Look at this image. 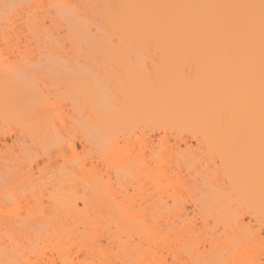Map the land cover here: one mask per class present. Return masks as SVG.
Instances as JSON below:
<instances>
[{"label": "bare ground", "instance_id": "1", "mask_svg": "<svg viewBox=\"0 0 264 264\" xmlns=\"http://www.w3.org/2000/svg\"><path fill=\"white\" fill-rule=\"evenodd\" d=\"M14 3L17 5H13ZM23 3H26L27 6ZM19 8L21 11L24 10L23 13L26 14L20 17L23 13L19 12ZM13 9L16 13L17 11L20 13L18 19L21 20L20 24H22L19 25L23 26V30H21L23 38L18 34L20 28H17L15 23L17 19L13 22L15 19ZM4 10L8 11L5 16H3ZM43 14L47 15L51 24L46 25L40 18V15ZM3 19L8 28L13 27L11 33L14 36L11 37L10 32H4V28L0 24V33L2 34L0 40L7 47H11V51L16 50L17 52L18 50L21 52L22 42L83 43L87 47V54L99 55L104 60L106 59V62H113L122 69L125 68L128 70L125 75L132 71L139 75L138 77L134 75L136 76L134 79L127 75L130 81L124 76V81L119 84V87L122 86V89L125 90L123 91L125 94L128 90L127 97L129 96L127 104L121 105V102H118V104L120 103V108L117 107L118 110L123 109L121 113L115 109L114 103L110 104L112 101H108L107 95H103L104 98L98 95L96 101L98 103L101 100L102 105L101 103L98 104L102 106L100 107L103 113L98 114L100 108L98 105L96 107L95 103L93 106L94 101H92L96 96V93L93 94L96 89L94 86L97 87V91H95L97 94H104L101 87L104 83L101 84L97 81L98 79H94L97 82L93 81L92 85H95L93 88L88 85V88H91L88 89L86 87L87 82H89L90 71L84 69V71L76 74L74 69L70 65L68 66L69 62L64 64L65 68L63 67L64 73L62 74L65 75L64 81L68 85L70 91L68 94L71 96L68 97L66 93H63L65 94L63 99L75 101L77 96L83 103H91L90 111L94 108L91 111L92 116L90 114V117L86 114L85 116L81 112L79 117L82 118L81 115H83V118L87 119L88 117L90 121L95 119L93 123L87 119L88 125L79 120L80 124L87 126V128L86 126L82 128L86 140L92 139L91 134L90 136L88 134L89 131L91 133L90 128L98 127V124L104 123L102 120L107 117L110 118L109 124L108 120H105L107 121V123L105 122L106 126L108 129L110 128L111 136L115 134V141L117 142L114 140L113 142L117 144L120 150L121 138L123 137L122 139L126 141L123 143L125 145L122 147V153L129 152L128 150L132 146L130 148L126 146L130 144H128V139H133V136L134 138L139 137L138 133H141L142 136H149L155 131H163L167 135V132L176 130L178 131L177 137L183 142H186L181 134L183 130L198 135L199 142L205 145V147L202 146V155L207 154L213 160L216 157L217 159L220 158L226 173H224V180L220 179L221 182L218 173L206 167L203 171L192 170L194 173L192 175L195 176L197 173V177L193 178L201 179L202 183L210 185L211 191L213 188L214 191H217V189L215 190L218 187H215L216 183L227 181L234 189L236 196H239L234 199L224 197L219 192L222 188L220 183L221 188L218 193L213 191L210 194V191L205 203L199 205L203 216H239L240 221H243L240 216L246 214L264 217V0H0V20ZM19 52L18 54H21ZM155 56L158 62H154V73L153 70L148 72L149 67H147L145 60L148 57L155 59ZM11 58L7 62L3 60L4 56L2 60L0 59V264H94L92 258H96L100 264H116L112 263L113 260L125 264L126 255L139 264H148V255L151 254L152 248L149 250V245L146 246L145 243H149V237L140 230L137 231L138 236H135L130 229L133 225H139L145 228L148 233L153 234L154 232H151L149 228L159 230V227L151 226L142 218L143 215L137 217V212H134L136 208L132 207L136 200L128 202V197L127 203H123L125 200L121 201L122 198L119 197L120 200L116 198L115 200V189L113 188L114 193H107L111 197L110 200L114 199L111 200L113 202L110 205H106L109 216L94 219L85 213L86 216L84 214L82 216L86 220H83L84 218L81 217L76 218L83 211L79 208V202H82L84 208H88L90 201L84 197L75 198L73 196L69 173L67 174L62 169H58L61 170L58 171L60 173L48 172L46 168H43L46 172H42V168L38 166L36 161V166L34 164L27 166L26 176L32 177L38 172L40 173L38 175L44 173L46 179L43 177L42 180L45 179L44 184L46 186L39 182L38 184L34 182V184L32 181L30 182L33 184L30 185L29 178H25L23 173L26 171V164H21L23 159L20 154L10 152L6 139L16 134L13 128H9L12 115L25 106L23 105L25 98L22 97L23 93L17 91L18 86L22 83L20 84L21 86L24 85L22 88L25 90L27 87L29 88L31 85L28 82H32L30 78L32 79L34 74L31 71L33 68L28 70L29 68L23 69L24 67L14 66L16 61ZM70 59L72 62V58ZM28 61L30 60L28 59ZM12 64L14 65L12 66ZM30 65L32 66V63ZM103 65L106 66V63ZM63 68L56 73L63 72ZM31 73L33 75H30ZM139 73L144 76L140 77L141 74ZM137 78L141 81H137L139 83L136 84ZM130 82H135L136 85ZM110 84L113 83L110 82ZM26 85L27 87H25ZM116 86L118 85L116 84ZM35 87L38 88V85L33 86V88L30 87L28 89L30 92L27 93H30L29 95L38 93ZM104 88L106 90V87ZM29 95L27 100L28 104H31L28 105L30 112L33 111L36 117H48L51 112L47 121L50 122V126L56 122L54 115L57 111H53L55 109L53 107V105L55 106L54 101L51 102L49 97H45L44 99L47 98L45 101L44 99L32 101L35 94L33 98L30 97L31 99ZM107 98L108 104L105 102ZM112 106L115 110L114 113ZM108 112L112 113L108 114ZM52 113H54L53 116ZM63 116H60L61 118L59 117L58 120L63 119ZM52 117L55 119L51 123L49 120ZM53 126L54 124L51 127L52 133L48 137L54 139L55 136L59 137V135L55 134L57 130L53 131ZM87 129L89 130L84 132ZM45 131L46 128L43 132ZM40 133L42 134V132ZM44 134L47 136L46 133ZM142 136L138 140L140 143L144 140L141 139ZM88 137L91 138L88 139ZM18 140L19 137L16 136V141ZM162 140L163 147L165 145L164 140L167 138H162ZM152 141L150 140V143L142 142L139 144L143 146L140 149L149 148L148 150H151L150 152L156 156L153 152L158 153V151H153L152 144L157 146L158 142L152 143ZM115 144L112 143L113 146H116ZM112 145L110 149H113ZM69 147L71 152L76 154L77 148L73 141L69 142ZM179 148V145L176 146V149L173 148L174 152H177L176 150ZM114 149L117 153L115 154L114 151L115 157L122 154L117 151L116 147ZM162 149L167 151L166 147ZM126 152V155L122 154V158L119 156L122 162L129 161L130 155L133 158L130 157L129 162L139 157H134V154L130 153L127 155ZM60 153L63 154L62 151ZM163 153L165 151H162ZM162 154L160 152L159 157ZM149 155L151 154L149 153ZM197 155L191 152L184 156L182 161L177 157L178 162L174 166L171 162H169L170 164L167 163L174 169H170V166L168 168L174 170V173H178L177 169L180 172L184 165L190 163L189 161L192 160L195 164L197 161L194 162V160L198 159ZM144 156L142 155V157ZM154 156L151 155L150 158ZM32 160L33 158H31ZM117 160L119 162V159ZM137 161H140V158ZM85 163V161L79 163L84 170L87 167ZM130 164L132 165V163ZM144 164L149 171L151 167L146 163ZM161 164L158 167L153 165L155 168H151L153 173L150 171L152 173L150 174L154 175V171H156L155 177L148 175L149 172L146 169L144 171V168L142 173L144 172L143 174L152 180L155 178L156 182L160 180L158 183H161V177H168L166 176L168 172L165 171L168 168L159 169ZM194 164L193 167L196 166ZM125 168L122 169L128 175L133 174L137 169L141 174L142 168L139 169V166L135 170L132 168L134 170L132 172H130L131 167H129L130 170ZM86 170L89 174L88 167ZM221 170L223 171V168ZM174 173L172 175L177 177V174L174 175ZM195 179L194 181H196ZM176 180H179V177ZM164 181L162 182L163 186ZM166 181L168 180L166 179ZM19 182H22L23 190L19 187ZM26 183L30 185L28 188L30 193ZM35 185L37 188L39 187L38 190ZM161 188L163 187L161 186ZM25 189L28 193H24ZM125 190L127 191L126 188ZM160 197L158 198L160 199ZM42 199H46L48 203H43ZM178 200H174L175 207L170 209L168 202L163 200L162 203L160 199V205L157 204L156 209L154 208L156 212L154 210H150V212L163 216H182L181 212L184 210V205ZM23 203L26 204V207ZM20 205L22 206L20 207ZM152 205L149 206L152 207ZM24 208L26 209L25 214L20 215L19 213H22ZM88 209L84 210L88 211ZM15 210L21 211L16 213ZM148 211L147 209L144 212ZM126 218L130 219L126 220ZM236 218L237 225L241 227L240 224L243 222ZM78 221L86 223L85 225L90 224L91 227L95 228L100 226L106 242L84 241L78 245V250L74 253L75 249H72L73 245H70L71 239L69 238L72 234L73 223ZM167 223L170 222L167 221ZM173 233H186L193 236L196 234V230L189 227L185 230H174ZM250 234L254 235L253 239L258 238L254 230ZM64 240L69 244L66 245ZM243 240L244 238H235L230 241L229 249L225 252V247L216 246L215 243L211 246L212 249L214 248V254L210 257L200 251L197 243L195 245L196 251L190 253L189 259L195 261V264H228L229 259L238 260L234 257V253L242 248ZM186 245V242L181 243L183 249L189 248V245ZM84 248H86L85 257L80 258L79 252ZM48 249L49 251H47ZM182 259L173 256L172 264L182 263ZM163 260L168 264L166 258Z\"/></svg>", "mask_w": 264, "mask_h": 264}, {"label": "rangeland", "instance_id": "2", "mask_svg": "<svg viewBox=\"0 0 264 264\" xmlns=\"http://www.w3.org/2000/svg\"><path fill=\"white\" fill-rule=\"evenodd\" d=\"M13 5H17V4L14 3ZM20 5L21 6H23V5L27 6L26 3H23V5L22 4H20ZM20 5H18V7H21ZM14 9H13V12H15ZM4 12L5 13L3 14V16H5L8 11L4 10ZM19 12L23 13L24 10L21 11L19 8ZM17 13H18V11H17ZM17 13L15 12V16H14L15 19H13V22H14V20L17 19V21H15V23L17 24V28H20L18 34H19V36H21L23 38L22 33H21V30H23V26H20L22 24H20L21 20H19L18 18H20L21 16H23L26 13L21 14L20 17H19L20 13H18V14ZM16 14L18 17L16 16ZM40 18L45 22L46 25L51 24L47 15H44V14L40 15ZM0 24L3 26L4 32H10L9 35L11 37L14 36V34L11 33V31H12L11 29L13 27L10 26V28H8L7 24L4 23V19L2 21L0 20ZM1 36H2V34L0 33V38H1ZM21 46H22L21 52H19L18 50H17V52H16V50L11 51V47H9V46L7 47L4 44V42L2 40H0V55L2 57L4 56L3 60L7 62L11 58L9 56H14L15 58L12 57L11 59L15 60L16 63H15V65L12 64V66L14 65V66L24 67L23 69L29 68L28 70H31L33 68L31 71L33 72L34 75L32 73L30 74V75H33V78L32 79L30 78V80L32 82H28V84L31 85L30 87H32V88H33V86L38 85V88L42 89V90H39L37 87H35V89L37 88L38 93H36L34 90V92H35L34 93L35 95L33 94L34 98L37 97V99H34L32 94L29 95L30 93H27V92H30L28 90V89H30V87L28 88L26 85L25 86V87H27L26 88L27 91H26L25 88H22L24 85L21 86L20 84H22V83L19 84L20 87L18 86L17 91H19L21 94L23 93L22 97L24 96L23 98H25V100H26V101L24 100L25 103H23V105H25V106H23L24 108L22 107L17 113H14V115H12L13 117L11 116L12 120H10L11 126L9 128H13L16 131V134H14V135H12L6 139V141L9 144L10 152L20 154V157L23 159V163H21V164H23V165L26 164L25 165L26 166V171H25L26 173L23 171L24 172L23 174H25L24 175L25 178L27 177L26 176L27 175V166L30 164L35 165L36 161L38 162V166L42 168V172H46V170H44L46 168L48 170V172L53 171V172L57 173L58 171H61L58 169H62L63 171H66L67 174L69 173L70 184H71L73 196H75V198L76 197L77 198L78 197H81V198L84 197L86 199H89V201H90L88 204L89 209L87 207L84 208V205L82 204V202H79V208L81 209V211L83 209V211L81 212V214L79 212L80 215L78 214L79 216H76V218L81 217V218H84L83 220H86V218L84 216H82L83 214L85 215V213L87 216H91L94 219L95 218H101V216L108 217L109 216L108 215L109 210L108 211L106 210L107 209L106 205H108V204L110 205L113 202V201L111 202V200H114L115 198L118 200H120L122 198L121 201L124 199L125 201L123 203H127V200H126L127 197H128V202L136 200V201H134L136 203L135 204L133 203L134 205L132 204V207L134 209L136 208V210H134V212H137L136 213V214H138L137 217L138 216L140 217L143 215L142 218L147 223L149 222L151 226L159 227V230L149 228V230L151 232H154L153 234L148 233L145 228H143L139 225H137V226L133 225V227L130 229L131 233L134 234L135 236H138L137 231L140 230L141 232H143L144 234H146L149 237V240H148L149 243H145L146 246L149 245V250H151V248H152L151 254L149 253V255H148V264H166V262L163 260L165 258L167 259L168 264H172V257L173 256H178V257L183 258L182 259L183 261H181L182 263L177 262L175 264H195V261H191L189 259V255H190V253H192V252L194 253L196 251L195 245L197 243L199 244L200 251L204 252L205 254H208L210 257L212 254H214V250H213L214 248L213 249L211 248L212 245H214L216 243L215 244L216 246L225 247L226 248L224 250V252H225L226 250L229 249L230 241H233L235 238H244V240L242 241L243 245H242V248L236 250L234 253L235 254L234 257L238 258V260L237 259H235V260L229 259L228 264H264V217L263 216H249L246 214L245 216H240V218L241 217L243 218V221H240L239 216H236L237 218L235 216H203L199 205L202 203H205V200H206L208 194L210 193V191L212 189L211 188H210L211 190L209 189L210 185L202 183L203 181L201 182V179L196 180L195 178H193V177H197L196 176L197 173H195V176L192 175V174H194V173H192L193 172L192 170L198 169L200 171L201 170L203 171L206 167H209L210 170H214L216 173H218V175L220 177L219 180L220 179L224 180L223 178L225 175L224 173H226V170L224 169L225 168L224 165H222L223 163L221 164V162H220L221 160H219L220 159L219 157H218L219 159H217V157H216L213 160L212 157H210L207 154L202 155V151H203L202 146L205 147V145L202 142H199V140L197 138L198 135H195V134H192L186 130L185 131L183 130L184 132L182 131L181 134H182L183 138L186 139V142L185 141L183 142V141L179 140V137H177L178 131H176V130H172V132H167V135L163 131H161V132L155 131L154 133H150L149 136L148 135L142 136L141 133H138L139 137H137V135H136L137 138H134V136H133V139L132 138L128 139V141H129L128 144L129 143L130 144L126 145V146H128L129 148L131 146L132 147L128 150L129 152H126V151L125 152L128 153L127 155H129V153H130V154H134V157L135 156L136 157L139 156V157H138V159L136 158V160L132 159V161L134 160V163H133L132 161L129 162L131 160V158H133L130 155L131 158L129 157V161L128 160L123 161L126 163V165H125V163L122 162V159H120L123 157L122 154L126 155L125 152L124 153L121 152V150L123 151L122 147L125 145V144L123 145V143H125L126 141L124 139H122L123 137L121 138V136H120V138H121L120 144H122L121 150L117 147V144H115L113 142V140L114 141L116 140V138L114 136L115 134H112V136H111V133L109 132L110 128L108 129V127L106 126L107 121H105V120H108V124H109V118L110 117L109 118L105 117L106 119L102 120V121H104V123L100 122V124H98L99 128L95 127L96 126V124H95L94 125L95 131H94L93 127L90 128L91 133H89L90 132L89 131L88 134H89V136L91 134L92 139H90L91 137H88V139H90L91 141L86 140V138L83 135L84 129L82 130V128H85L86 125L84 126V124H80L79 122L82 120V123H85V124L89 123V122H86L88 117H87V119L83 118V115H81L83 119L79 118V117H80L81 112L84 113V115L86 114L89 116V114H90L92 116L91 111L94 108L91 109V111H90V107L92 108V105H90L91 103H83V101L81 99L77 98V96H76L75 101H73L71 99L69 101H67V98L66 99L64 98L65 100L63 99V97L65 95L63 93H66L68 95V97L71 96V94H68V93H70L68 85L64 81L65 75L63 76V74H62V73H64V68H65L64 64L66 65V62H69L68 66L70 65L74 69L76 74H79V72L84 71V69L86 71H87V69H88V71H90V74H89L90 77H88L89 78L88 80L90 83L87 82L86 88H88L90 85H91L90 87L93 88V86L95 85V84L92 85L93 81L101 82V84L104 83V84H102V86L100 85L103 88L102 93H104V94H97V92H95V91H97L96 85L94 86V88H96V89L95 90L93 89L94 90L93 94L96 93L95 94L96 96H95L94 100H92V101H94L93 106L96 105V107L99 106V108H100V110L98 111L99 112L98 114L102 113L101 100H100V102L98 101V103H101V105L98 104L96 101V97L98 95H101L103 98H104L103 95H107L106 97H108L109 100H108V98L106 100L104 99L105 102L107 103V100L109 102L112 101L110 104L114 103L113 105H116L115 109H117V110H118L117 107L120 106L119 105L120 103L118 104V102H121V105L127 104V98L129 97V96L127 97L128 90H127V94H125V92H123L125 90L122 89V86L120 88L119 84L122 83L121 81H124L123 80L124 76H125V78H127L128 77L127 75H129V78H133V79H134V77L136 78V76L138 77L139 75H136L135 74L136 72L132 71L131 72L132 74L131 73L128 74V72H127L125 75V72L128 71L125 68L122 69L121 67L117 66L113 62L112 63L106 62L105 61L106 59L104 60V58H102L99 55L87 54L86 53L87 47L83 43L77 44V43H70V42L69 43L68 42H60V43H55V42L25 43V42H22ZM18 52L21 54H18ZM69 55L72 56V57L70 56V58H72L73 63L70 61L71 59L69 58ZM1 56H0V59L2 60ZM7 57H8V59H7ZM153 57H148V59L145 60L147 67H149V69H147L148 72L149 71L151 72V70H153V67L155 66L154 62H156V61L158 62V60H156L157 57L155 56V59H153ZM28 59L32 62L28 61ZM10 63H11V61H10ZM12 63H14V62H12ZM31 63H32V66L30 65ZM103 63L104 64L106 63V66H104ZM141 67H143V66H141ZM61 68H63V72L60 71L61 73L57 74L56 72H59V70H61ZM134 69L131 68V70H134ZM137 70H138V68H137ZM152 72L154 73V70ZM29 73H30V71L28 72V75H29ZM147 73H145V74L148 75L149 73L148 74ZM139 74H141V73H139ZM142 74H143V72H142ZM142 74L140 75V77L144 76ZM134 75H136V76H134ZM131 76H133V77H131ZM150 77H152V76H150ZM147 78L149 79L148 76H147ZM94 79H98V80L96 81ZM120 79H122V80H120ZM127 79H126V81H127ZM138 79L139 78H137V80H135L136 84L139 83L137 81H141ZM26 82H27V80H26ZM110 82L113 84H110ZM130 83L131 84L134 83V85H136L135 82H130ZM116 84L118 86H116ZM131 84H130V86H131ZM97 85H99V84H97ZM113 85H115V86H113ZM103 86L106 87V90ZM91 88H88V89H91ZM98 91H99V89H98ZM91 93H92V91H91ZM27 94L29 95V98L32 96L31 97V98H33L32 101L44 99L45 97L51 98V102L54 101L53 104H55V106L53 105V107H55V109H53V111H57L54 115L56 118V122L52 123V120L55 119L53 117L49 121H51L52 125L54 124L53 131L57 130L58 132L56 131L55 134L59 135V137L55 136L57 138L54 137V139L50 136L48 137V135H50L52 133V131H51L52 125L50 126L49 125L50 122L48 123V121H47L49 115H51L50 114L51 112L49 113L48 117L46 116L47 119H46V117L34 116L35 114L32 111V108H31L32 112H30V110L28 108L31 104L30 105L28 104V100H27L28 95ZM38 96H39V98H38ZM91 97H93V95H91ZM46 99H44V101ZM97 99H98V97H97ZM48 100L50 101V99H48ZM41 101H43V100H41ZM29 102H30V100H29ZM94 103H95V105H94ZM110 104H109V106H110ZM123 107H125V106H123ZM104 108H106V107H104ZM112 108H113V106H112ZM121 110L123 111V109H121ZM121 110H118V111H120L119 113L122 112ZM95 111H96V109H95ZM114 111L115 110L113 108V113H114ZM92 113H94V112H92ZM110 113H112V112H110ZM110 113L108 112V114H110ZM53 114L54 113H52V116H53ZM60 116L61 117L63 116V119L58 120V118ZM61 120H62V122H61ZM93 121L91 119L90 122L93 123ZM63 122H64V125L66 124L67 126L62 125ZM95 123H97V122H95ZM55 125H56V127H55ZM90 125H91V123H90ZM81 126H83V127H81ZM43 127L46 128L45 132H43L45 129V128L42 129ZM86 128H87V126H86ZM88 130L89 129L85 130L84 132H87ZM40 132H42V134ZM44 133H46L47 136H45ZM58 133H60V134H58ZM120 135H121V133H120ZM16 136L19 137L18 141H16ZM52 136H53V134H52ZM140 136H142L141 139L143 138L144 140L145 139L146 140L145 141L142 140L141 143L138 142V140L140 139ZM160 137H162L163 139L167 138V140H164L165 145L163 146L164 149H165V147L167 148V151L162 149L163 148L162 147L163 140ZM150 140H153L152 143L158 142L157 144L160 146L159 147L158 145L156 146V144L155 145L152 144L153 145L152 149L154 148L153 151H158V153L153 152L156 156H154L150 152L151 150L150 151L148 150L149 148L148 149L143 148L145 151L143 149H140L143 146L142 145L140 146L139 144H142V142H146V141H147V143H150L149 142ZM70 141H73L76 145V148H77L76 154L72 153L70 150V147H69ZM159 141L161 142L160 144H159ZM115 142H117V141H115ZM112 143H113V145L115 144L116 146H113ZM111 145L113 146V149H114V147H116V149L117 148L119 149V150L117 149V151L118 152L120 151L122 153L121 154L119 152L121 154V155H119L120 158H119V156L116 155V157H118L117 159H119V162H117L118 160L115 157V154H117L116 150L110 149ZM177 145H179L180 148L176 150L177 152H174L175 150H173V148L176 149ZM187 145L189 146V148ZM126 146H125V148H126ZM61 151L63 154L60 153ZM114 151H115V154H114ZM162 151L163 152L165 151V153L162 154ZM169 151H170V153H169ZM107 152H109V153H107ZM138 152H140L141 155ZM160 152H161L162 156L164 155L163 158H162V156L159 157ZM191 152H193L194 154H198L196 156L198 159L194 160V162L197 161V162H195L196 166L193 163V161L191 160V161H189L190 163H187L186 165H184L182 167L180 172H179V169H177L178 173H174V170L173 171L170 170L178 162V158L182 161V158ZM149 153L152 156H154L155 158L154 157H153L154 159L152 157L150 158L151 155H149ZM142 155H145V156L142 157ZM177 155H179L180 157ZM126 157H128V156H126ZM31 158H33L32 161H31ZM139 158H140V161H137V160H139ZM126 159H128V158H126ZM83 160L86 162L85 165L90 170L89 174H88V172H86L87 167L84 170L82 168V165L79 164V163L84 162ZM164 160L166 163L164 162ZM160 162L161 163L163 162V163L161 164ZM169 162H171V164H173V166H170ZM173 162H175V163H173ZM130 163H132V165ZM144 163H146V165L148 164V166L151 168H155V166L158 167V165L161 164V166H159V169L164 168L163 170H165L166 167L168 168L170 166V169L168 168V170H165L166 172H168V173L165 172L166 176H168V177H163V178L161 177L162 182L165 180L164 186H163L162 182L158 183V181H160V180H158L156 182V179L154 178L156 176L155 175L156 171H154L155 172L154 175H151L153 173V171H152L153 169L151 170V168H149L150 170L148 171V167H146ZM167 163H169V164H167ZM192 163L194 164V166L196 168L193 167ZM127 164H128V167H127ZM150 165H152V166H150ZM153 165H155V166H153ZM138 166H139V169L142 168L141 174H140V171H138V169H137ZM124 167H126L125 169L128 168V170H130L132 168L134 170L137 169V171L136 170L134 171L132 169V170H130V172L134 171L133 174L128 175L125 173V170H123ZM129 167H131V168L129 169ZM143 168H144V171L146 169V171L149 172L148 175H151V177L154 176L153 178L155 179V181H154V179L152 180V178H149L146 174L144 175L143 174L144 172L142 173ZM222 168H223V171L221 170ZM172 169H174V168H172ZM157 170H158V168H157ZM150 171H152V173ZM36 172H38V171H36ZM172 172L174 173V175L177 174L176 175L177 177L173 176ZM58 173H60V172H58ZM169 173H170V175H169ZM38 174H40V173L38 172L32 177H27V178H29L28 182L30 183V185H32L34 182H36L37 184H38V182L41 184L42 183L44 184V181L46 179V177L43 175L44 173H42V175H38ZM87 174L89 175V177L87 176ZM84 175H85V177H84ZM38 176H42V177H38ZM98 176H100V177H98ZM43 177L45 178L44 181L42 180ZM178 177H179V180H176ZM164 178H166L168 181H166V179H164ZM194 179L196 181H194ZM21 181H22V179H21ZM30 181H32L33 183ZM24 182H26V181L24 180ZM221 182H219V184ZM19 183H20L19 187L21 189L22 188L24 189L22 182H19ZM155 183L157 185H159L160 187L157 186ZM27 184L28 183H26V185ZM219 184L218 183L215 184V187L218 186L217 188H215V190L217 189V191H214V188H213L214 186H211L213 188L214 192L218 193V191L220 190L221 185H222V188L219 192L224 197H231L233 199L239 197L238 195L236 196L234 189L232 188L231 185L228 184L227 181L221 183V185H219ZM30 185L28 184L27 185L28 187L27 186H25V187H27V189H28ZM161 186L163 188H161ZM35 187H36V185H35ZM110 188L112 189V191ZM113 188L115 189V191ZM125 188L127 189V191L125 190ZM36 189L38 190L39 187L38 188L36 187ZM28 191H29V189H28ZM45 191H44V193H45ZM106 191H108V192H106ZM113 191L115 192V196H114V199L110 200L111 197H109V194L107 195V193H114ZM116 191H117V193H116ZM213 191H211L210 194H212ZM24 193H28L27 190L24 191ZM29 193H30V191H29ZM40 194H41V192H40ZM112 195H114V194H112ZM40 197H41V195H40ZM158 197H160L162 203H163V200H164V202L167 201L168 205H170V207H171L170 209H173L175 207L174 200L177 201V199H179L178 201L182 202V204L184 205V210H182V212H181L182 216H163L160 214H159L160 215L159 216V215H157L158 213L154 214L156 212L154 210V208L156 207L157 204L160 205L159 203H161V201ZM129 199H131V200H129ZM152 200H154L155 203L157 201L158 202L155 204L154 201L152 202ZM42 201H43V203H45L46 199H42ZM137 202L138 203L140 202L142 205L140 206V203L138 204ZM46 203H48V202H46ZM149 203L151 205L154 203L153 204L154 206L152 205L153 208L151 206H149L150 205ZM21 206L22 205H20V207ZM24 206L26 207V204H24ZM144 208H145V210H144ZM84 209H86V210L88 209V211H86ZM147 209L149 210L148 211L149 213L146 212L147 213L146 214L144 211H147ZM139 210H140V212H139ZM150 210H154L155 212L153 214H151L152 211L150 212ZM17 211L20 212L21 210L20 211L17 210ZM17 211L15 210L14 212L17 213ZM25 212H26V209L24 208V211L22 209V213L20 212L19 214L23 215V214H25ZM10 213H12V212H10ZM110 216H112V215H110ZM235 218L239 219L240 222H243L240 224L241 227L237 225L238 221L236 223ZM242 218H241V220H242ZM128 219H130V218H126V220H128ZM167 221L170 222L169 223L170 225L167 223ZM85 224L86 223H82L81 221H78V222L73 223V225H72V234L70 235L69 239H71L70 245H73L72 249H75L74 253H76V251L78 250V245H81L82 243H84V241L94 240L95 242H99V241H103V243L106 242V238L103 237V232H102V229L100 228V226L99 227L96 226L97 228H95L93 226L91 227L90 224L89 225H85ZM171 224H173V226H171ZM189 227H193L196 230L195 235L190 236V235H187L186 233H184V234L182 233L183 235L173 233L174 230H177V229L178 230H180V229L185 230L186 228H189ZM252 230H254L255 233L257 234V236H258L257 239H253L254 235L250 234V232ZM180 235H182V236H180ZM228 237H231V238H228ZM183 242H186V244L189 245V248L183 249L181 247V243H183ZM66 243H67V241H65V244ZM68 244L69 243H67L66 245H68ZM49 249H51V248H49ZM49 249L47 251H49ZM85 252H86V248H84L83 250H81L79 252L80 258L85 257ZM92 259H93L94 264H100L99 263L100 261H98L96 258H92ZM231 259H232V257H231ZM125 260H126L125 264H139L138 262L132 261L127 255L125 256ZM112 263L121 264V262L118 260H113Z\"/></svg>", "mask_w": 264, "mask_h": 264}]
</instances>
